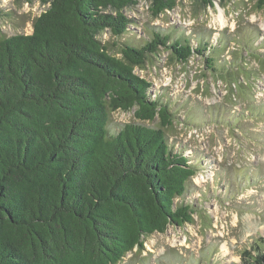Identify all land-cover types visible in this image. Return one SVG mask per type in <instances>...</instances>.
Instances as JSON below:
<instances>
[{
    "label": "trees",
    "instance_id": "1",
    "mask_svg": "<svg viewBox=\"0 0 264 264\" xmlns=\"http://www.w3.org/2000/svg\"><path fill=\"white\" fill-rule=\"evenodd\" d=\"M28 1L47 7L33 33L0 40V264H121L148 238L195 223L198 207L186 195L203 170L187 144L168 136L171 106L136 69L165 50L179 63L205 58L235 100L240 79L247 81L242 73L230 79L238 68L223 57L228 38L148 29L138 43L127 12L143 0ZM144 1L154 19L178 6ZM252 1L264 10V0ZM106 33L133 42L115 53L101 39ZM261 44L242 53L257 63L243 71L249 80L263 74ZM118 112L136 122L113 133ZM239 264H264L263 237Z\"/></svg>",
    "mask_w": 264,
    "mask_h": 264
},
{
    "label": "rangeland",
    "instance_id": "2",
    "mask_svg": "<svg viewBox=\"0 0 264 264\" xmlns=\"http://www.w3.org/2000/svg\"><path fill=\"white\" fill-rule=\"evenodd\" d=\"M0 8L4 11L0 40L31 35L35 20L47 10L28 0H0ZM127 14L137 25L133 29L138 43L147 38L148 29L204 35L214 42L228 38L223 57L235 60L238 68L230 79L237 80L242 73L247 84L240 79L244 89L235 92V100L227 92L231 85L207 70L205 58L195 56L179 63L165 50L136 69L154 94L164 95L171 106L176 119L170 139L187 144V155L194 154L204 171L197 174L186 195V201L198 207L195 223L170 226L166 233L148 238L143 249L129 254L121 264H239L244 250L255 239L264 238V67L263 74L251 75L256 79L250 83L243 71L257 63L241 59L242 53L251 52L264 39V10L252 0L214 1L205 7L178 0L175 10L154 19L143 0ZM101 39L115 53L122 42L132 40L110 33ZM131 46L137 48V44ZM258 105L257 116L249 119V109ZM135 122L133 113L118 112L110 128L117 133Z\"/></svg>",
    "mask_w": 264,
    "mask_h": 264
},
{
    "label": "bare ground",
    "instance_id": "3",
    "mask_svg": "<svg viewBox=\"0 0 264 264\" xmlns=\"http://www.w3.org/2000/svg\"><path fill=\"white\" fill-rule=\"evenodd\" d=\"M220 20H222V18H220Z\"/></svg>",
    "mask_w": 264,
    "mask_h": 264
}]
</instances>
